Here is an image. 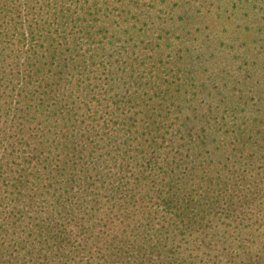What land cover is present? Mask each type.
<instances>
[{
  "label": "trees",
  "instance_id": "trees-1",
  "mask_svg": "<svg viewBox=\"0 0 264 264\" xmlns=\"http://www.w3.org/2000/svg\"><path fill=\"white\" fill-rule=\"evenodd\" d=\"M64 3L0 0V264H264L254 243L240 251L259 208L264 254V11L229 39L237 65L209 59L214 39L181 7L147 29L133 77L111 55L94 70L63 51L38 59L39 43L66 41L53 36Z\"/></svg>",
  "mask_w": 264,
  "mask_h": 264
},
{
  "label": "rangeland",
  "instance_id": "rangeland-1",
  "mask_svg": "<svg viewBox=\"0 0 264 264\" xmlns=\"http://www.w3.org/2000/svg\"><path fill=\"white\" fill-rule=\"evenodd\" d=\"M78 1L80 10H77L74 5L68 8L70 5L69 0H64V8H58L60 10L59 15L67 17L68 27L60 28L57 32L53 28V36L56 39L57 36L65 37L66 41L58 40L51 46L47 43H39V47L36 48L38 59L44 62L46 59L43 57L47 55V52L49 53L52 50L63 51L67 59H82V61L91 64V69L94 70L96 68L95 63L106 62L107 60L103 57L108 58L111 55L112 58L109 61L114 62L116 67L127 68L131 66L132 72L129 74H132L133 77L136 69H138V73L142 72V64H147V59L151 55V52L147 49V40L150 36L147 29H170L171 20L181 15V7L185 11L191 8L188 14L193 16L194 21H197V23H202V26L198 24L193 26V32L198 29L194 36L200 35L198 32L201 30V39L204 40L208 37L214 39L211 50L215 55L210 56L209 59H219V62L221 59H233L236 60L237 65L240 64L241 59H244V56H242L243 50L239 47V40L230 41L229 39L239 37L236 33L242 29L244 30V28H253L251 18L254 14L261 17L264 11V8L260 10L262 3H264L261 1L264 0H246L245 4L243 3L244 0H241L237 7H233L234 1L237 0H103L106 4H100L96 9L92 4L97 0ZM248 18L251 21L245 23ZM209 30L212 31V34L209 33ZM252 30L248 29L247 32L250 34L256 32V30H253V32ZM162 35L171 36L172 34L165 30ZM174 35L171 36L170 40L175 43ZM66 42L68 44L64 45ZM156 43L155 52H158L159 49L163 50L165 46L168 49L170 46L159 45L158 40ZM169 54L174 55L166 52L163 56L165 61L171 59ZM99 73H102V71H99ZM237 75H242V72L238 71ZM139 76L137 75V77ZM96 77L98 83L103 79L100 74H96ZM77 78L79 79L78 76ZM146 81L142 80L141 83ZM138 96L144 99L145 102L138 100L129 105L134 111L133 115H137L136 112L139 113L147 103L146 93H140ZM126 110L129 109L124 108V111ZM260 203L262 202L260 201ZM262 208L264 210V206ZM259 211L261 210L257 208L251 212L255 216L245 218L243 227H248V229L244 231L240 251L245 253L246 250L252 247L249 244L254 243L251 250L254 249V253L258 251L260 257L264 254L260 250V245L256 244V238L263 233L260 226L263 220L261 222L257 220L262 218ZM160 222L162 223V220ZM221 223L224 222L219 219L214 225L222 227ZM247 230H251V236L247 233Z\"/></svg>",
  "mask_w": 264,
  "mask_h": 264
}]
</instances>
